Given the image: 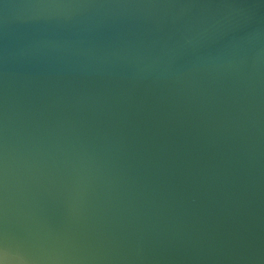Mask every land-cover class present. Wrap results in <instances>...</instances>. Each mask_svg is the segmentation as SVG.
Returning <instances> with one entry per match:
<instances>
[{"label":"water","instance_id":"95a60500","mask_svg":"<svg viewBox=\"0 0 264 264\" xmlns=\"http://www.w3.org/2000/svg\"><path fill=\"white\" fill-rule=\"evenodd\" d=\"M5 264H264V0H0Z\"/></svg>","mask_w":264,"mask_h":264},{"label":"clouds","instance_id":"9594fccd","mask_svg":"<svg viewBox=\"0 0 264 264\" xmlns=\"http://www.w3.org/2000/svg\"><path fill=\"white\" fill-rule=\"evenodd\" d=\"M0 264H5L4 260L0 259Z\"/></svg>","mask_w":264,"mask_h":264},{"label":"snow or ice","instance_id":"6c2138e0","mask_svg":"<svg viewBox=\"0 0 264 264\" xmlns=\"http://www.w3.org/2000/svg\"><path fill=\"white\" fill-rule=\"evenodd\" d=\"M3 260V259H2Z\"/></svg>","mask_w":264,"mask_h":264}]
</instances>
